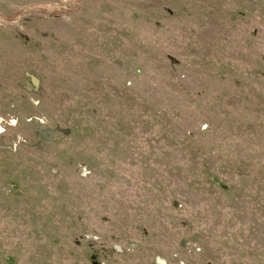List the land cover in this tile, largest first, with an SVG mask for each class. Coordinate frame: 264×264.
Wrapping results in <instances>:
<instances>
[{
  "label": "rangeland",
  "instance_id": "obj_1",
  "mask_svg": "<svg viewBox=\"0 0 264 264\" xmlns=\"http://www.w3.org/2000/svg\"><path fill=\"white\" fill-rule=\"evenodd\" d=\"M264 264V0H0V264Z\"/></svg>",
  "mask_w": 264,
  "mask_h": 264
},
{
  "label": "water",
  "instance_id": "obj_2",
  "mask_svg": "<svg viewBox=\"0 0 264 264\" xmlns=\"http://www.w3.org/2000/svg\"><path fill=\"white\" fill-rule=\"evenodd\" d=\"M158 262L161 264H167L166 260L163 258H158Z\"/></svg>",
  "mask_w": 264,
  "mask_h": 264
}]
</instances>
